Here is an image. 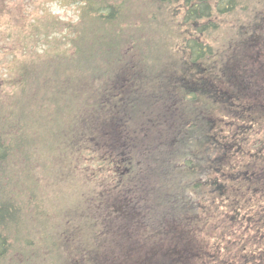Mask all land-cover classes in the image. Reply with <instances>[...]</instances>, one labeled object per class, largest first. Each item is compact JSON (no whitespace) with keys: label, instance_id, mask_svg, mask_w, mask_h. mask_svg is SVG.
<instances>
[{"label":"trees","instance_id":"obj_1","mask_svg":"<svg viewBox=\"0 0 264 264\" xmlns=\"http://www.w3.org/2000/svg\"><path fill=\"white\" fill-rule=\"evenodd\" d=\"M181 1V54L167 47V74L153 76L129 57L153 58L145 19L161 7L170 22L176 0H76L79 19L63 33L71 60L105 81L91 104L106 113L72 147L91 186L80 213L89 228H76L93 229V254L87 243L75 249L84 264H264V0L222 45L213 35L246 0ZM44 16L30 27L55 29ZM18 45L23 55L0 91V264L14 246L12 228L26 239L23 218L44 196L29 167L30 105L49 65ZM98 57L107 58L103 67ZM51 88L41 104L58 100ZM19 159L25 165L12 173Z\"/></svg>","mask_w":264,"mask_h":264},{"label":"rangeland","instance_id":"obj_2","mask_svg":"<svg viewBox=\"0 0 264 264\" xmlns=\"http://www.w3.org/2000/svg\"><path fill=\"white\" fill-rule=\"evenodd\" d=\"M261 1L246 0L244 6H239V18L226 16V24L215 34L216 39L213 35V42L219 43L218 45L227 43L233 37V26L237 22L248 21L245 20L249 17L248 14L253 13L254 7H258ZM151 7L153 6H147V10ZM78 8L76 0H0V91L8 89L7 85L3 87V79L9 76V64L18 55H23L20 54V51L23 52L21 45H18L20 42L28 43L30 59L40 57L41 62L44 57L49 65L48 71L44 73L46 82L42 91L37 101L30 105L29 167L37 178V190L44 196H41V201L38 197L33 199L30 214L23 218L25 227H30L29 232H24L26 239L12 228L14 246L4 264H76L75 260L78 264H84L80 255L75 252L80 242L87 243L88 253L93 254L94 244L89 238L93 229L90 231L85 227L83 232L76 229L80 224L86 226L88 223V216L84 217L80 213L85 203L84 192L91 186L84 182L82 163L79 169L75 165L72 147L82 132L89 131L87 124L92 120L98 121L106 113V108L97 109L91 104L99 99L105 81H93L90 72L85 70L86 61L82 60L80 64L78 60H71L75 58L74 47L65 43L63 33L69 24L78 21ZM258 8H264V4ZM172 9L174 15L172 20L169 18L170 22L161 7H154L155 16L145 19L143 34L149 37L153 58H143L138 54L129 57L133 63L142 61L143 63H139L141 66L150 67L147 71L153 76L167 74L162 71V67L171 59L167 54L169 45L176 46L175 50L181 54L179 47L184 31L181 24V17L184 15L182 1L176 0ZM41 15H46L42 19H48L56 28L51 30L39 23L30 27L31 21ZM46 29L52 34L44 32ZM25 30L28 31L27 34ZM126 47L128 49L129 44ZM106 59L98 57L95 63H100L99 66L103 67L101 61L106 62ZM53 86L58 88V100H46L41 104L42 98H48L44 91H51V97L53 96ZM155 90L156 87H150L147 92ZM24 163L20 159L18 163H13L12 173L21 170ZM150 178L153 180L154 176ZM73 237H79L80 241ZM87 261L92 263L88 258ZM109 263L113 264L111 260Z\"/></svg>","mask_w":264,"mask_h":264}]
</instances>
